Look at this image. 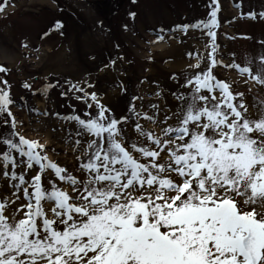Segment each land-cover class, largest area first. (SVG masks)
Returning <instances> with one entry per match:
<instances>
[{
  "label": "snow or ice",
  "instance_id": "1",
  "mask_svg": "<svg viewBox=\"0 0 264 264\" xmlns=\"http://www.w3.org/2000/svg\"><path fill=\"white\" fill-rule=\"evenodd\" d=\"M209 7L207 20L172 29L209 38L206 56L188 54L196 63L183 82L172 77L175 108L147 111L133 96L117 115L90 81L67 83L61 96L89 109L62 118L76 125L78 174L17 131L12 86L0 79V180L10 193L0 194V264H264V104L249 112L245 92L214 74L235 69L249 92L264 90V54L245 65L217 61L218 0Z\"/></svg>",
  "mask_w": 264,
  "mask_h": 264
},
{
  "label": "rangeland",
  "instance_id": "2",
  "mask_svg": "<svg viewBox=\"0 0 264 264\" xmlns=\"http://www.w3.org/2000/svg\"><path fill=\"white\" fill-rule=\"evenodd\" d=\"M210 3L211 0H10L6 12L0 14V65L10 71L6 76L0 73V79H7L12 86L15 104L11 110L23 125L17 131L30 140H39L50 160L78 174L79 152L72 143L76 125L62 118L83 117L89 109L71 94L61 96L67 83L90 81L94 87L87 90L95 91L117 115L126 112L133 96L143 98L136 105L140 107L142 103L147 111L152 103L162 110L175 108L177 102L171 93L181 89L172 77L183 82L188 65L196 63L188 54L206 56L209 38L200 30L189 29L185 35L172 29L207 20ZM218 5L217 61L245 65L247 60L264 54V19L259 15L264 12V0H218ZM132 12L135 18L130 16ZM249 13H255V18ZM57 21L63 25L58 30L54 29ZM160 35L164 37L162 41L158 39ZM25 42L28 48L22 47ZM113 60L115 65H111ZM214 74L235 82L236 90L245 92L249 112H256L253 101L264 104V90L253 87L249 92L235 69L217 66ZM25 82L32 85L31 90L23 87ZM48 83L56 87L44 95L32 94ZM157 92L161 95L157 96ZM6 131L0 119V134ZM0 194L10 195L3 180Z\"/></svg>",
  "mask_w": 264,
  "mask_h": 264
}]
</instances>
